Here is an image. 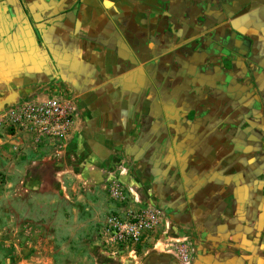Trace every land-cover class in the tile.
Here are the masks:
<instances>
[{"label":"flooded vegetation","instance_id":"flooded-vegetation-1","mask_svg":"<svg viewBox=\"0 0 264 264\" xmlns=\"http://www.w3.org/2000/svg\"><path fill=\"white\" fill-rule=\"evenodd\" d=\"M15 1L26 16L35 2ZM86 1L45 0V22L66 14L76 20ZM117 1L130 4L120 18L127 22H115L114 35L101 41L135 54V68L114 86H80V132L87 134L104 107L119 111L110 129L99 127L109 130L140 203L157 207L172 234L187 240V264H264V20L258 33L249 32L250 17L238 30L218 22L264 0ZM195 27L201 31L188 42ZM202 40L218 53H210L213 62L198 55L213 69L210 78L192 71ZM149 264L183 263L163 255Z\"/></svg>","mask_w":264,"mask_h":264},{"label":"crops","instance_id":"crops-1","mask_svg":"<svg viewBox=\"0 0 264 264\" xmlns=\"http://www.w3.org/2000/svg\"><path fill=\"white\" fill-rule=\"evenodd\" d=\"M114 1L87 0L76 20L73 14H66L49 26V21L45 22V0L28 3L27 17L20 10L18 14L14 0L3 2L0 110L37 93L77 100L81 85L114 86L116 79L133 70L135 54L130 57L115 46L105 47L101 41L114 35L110 27L130 11V4ZM249 17L253 27L249 32L258 33L256 29L264 20V3L253 4L247 14L228 13L218 22L221 27L224 23L238 30L244 29ZM137 21L139 26L140 18ZM126 22V18L121 20L123 26ZM208 22L212 23L210 19ZM194 30L188 42L201 31L197 27ZM242 35L248 36L245 31ZM208 43L202 40L192 60V71H205L206 78L212 76L213 69L201 64L198 55L203 52L213 62L215 57H209L213 47ZM108 106L91 120L93 128L86 130L87 134L80 132L77 123L78 144L59 154L49 152L46 146L13 152L9 136L0 130V264H149L151 258L169 255L148 248L132 260L127 254L101 247L98 230L117 207L110 199L109 186L120 166L112 153L109 130L99 127L110 129L116 124L111 116L119 111ZM128 185L137 193L133 185ZM171 237L183 238L175 234Z\"/></svg>","mask_w":264,"mask_h":264},{"label":"built area","instance_id":"built-area-1","mask_svg":"<svg viewBox=\"0 0 264 264\" xmlns=\"http://www.w3.org/2000/svg\"><path fill=\"white\" fill-rule=\"evenodd\" d=\"M77 106L62 96L34 94L21 98L0 110V130L9 136L10 148L20 152L26 147H49L59 154L78 144ZM118 174L110 180L109 196L117 205L105 217L98 230L101 247L112 253L135 257L136 248L154 241L157 229L167 222L163 213L153 206L140 203L138 195L127 183V167L117 158ZM125 166V167H124ZM165 253L183 264L188 263L189 248L183 240L163 242Z\"/></svg>","mask_w":264,"mask_h":264},{"label":"rangeland","instance_id":"rangeland-1","mask_svg":"<svg viewBox=\"0 0 264 264\" xmlns=\"http://www.w3.org/2000/svg\"><path fill=\"white\" fill-rule=\"evenodd\" d=\"M7 0H0V5L3 3V2H6ZM9 1V0H8ZM14 2H15V4H16V8L18 9V14H20L21 12H19V10L21 9L20 8V3L19 2H17V1H15L14 0ZM12 5V4H11ZM4 7H6V6H3V8ZM8 7H10V6H8ZM27 7V6H26ZM20 8V9H19ZM28 8V7H27ZM2 11V8H0V12ZM21 11V10H20ZM4 12V11H3ZM13 12L14 13H16L17 12V10H16V12L13 10ZM6 13V12H5ZM23 15L25 16V17H27L24 13H23ZM125 167V166H124ZM166 219V218H165ZM166 222H167V224L168 225H166V229L164 228V227H162V228H160V229H157V231H156V233H155V238H154V241L155 240H157V239H159L162 243H158L155 247H154V243H153V241H150V242H145V243H143V244H141V245H138L137 246V248H136V254H135V256H137V258H139L142 254H144L145 253V249H150V250H154V252H156V251H158V252H164L165 251V249H164V247H163V242H165L166 240L167 241H170V240H172L173 242L174 241H178V240H183L184 242H186V244H187V240L185 239V238H179V237H171V235H172V232H171V230H170V228H169V222L167 221V220H165ZM171 237V238H170ZM156 250V251H155ZM132 260H134L133 259V256H131L130 257Z\"/></svg>","mask_w":264,"mask_h":264}]
</instances>
